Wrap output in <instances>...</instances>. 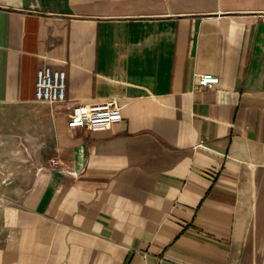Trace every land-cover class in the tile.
I'll list each match as a JSON object with an SVG mask.
<instances>
[{
	"label": "crops",
	"instance_id": "crops-1",
	"mask_svg": "<svg viewBox=\"0 0 264 264\" xmlns=\"http://www.w3.org/2000/svg\"><path fill=\"white\" fill-rule=\"evenodd\" d=\"M45 64L60 144L0 264H264V0H0V103L37 101ZM111 100L122 121L69 127Z\"/></svg>",
	"mask_w": 264,
	"mask_h": 264
},
{
	"label": "rangeland",
	"instance_id": "rangeland-1",
	"mask_svg": "<svg viewBox=\"0 0 264 264\" xmlns=\"http://www.w3.org/2000/svg\"><path fill=\"white\" fill-rule=\"evenodd\" d=\"M65 116L56 103H0V242L9 237L12 209L46 179Z\"/></svg>",
	"mask_w": 264,
	"mask_h": 264
},
{
	"label": "built area",
	"instance_id": "built-area-1",
	"mask_svg": "<svg viewBox=\"0 0 264 264\" xmlns=\"http://www.w3.org/2000/svg\"><path fill=\"white\" fill-rule=\"evenodd\" d=\"M197 88H212L220 82V77L213 73H201L197 76ZM68 73L63 68L45 64L39 67L36 81V100L53 104L64 103L68 99ZM123 106L117 100L101 103H82L75 106L69 116V127H85L89 130H105L114 123L123 120ZM53 168H60L58 158L51 159Z\"/></svg>",
	"mask_w": 264,
	"mask_h": 264
}]
</instances>
